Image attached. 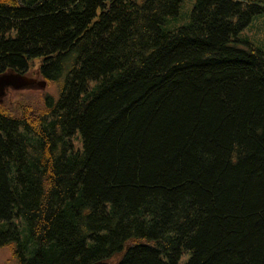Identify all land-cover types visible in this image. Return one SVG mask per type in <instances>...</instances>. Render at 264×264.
<instances>
[{"label":"trees","instance_id":"trees-1","mask_svg":"<svg viewBox=\"0 0 264 264\" xmlns=\"http://www.w3.org/2000/svg\"><path fill=\"white\" fill-rule=\"evenodd\" d=\"M0 0V246L17 264H264V0ZM31 78V77H30ZM19 97L12 100L9 96Z\"/></svg>","mask_w":264,"mask_h":264},{"label":"rangeland","instance_id":"rangeland-1","mask_svg":"<svg viewBox=\"0 0 264 264\" xmlns=\"http://www.w3.org/2000/svg\"><path fill=\"white\" fill-rule=\"evenodd\" d=\"M181 3L180 14L178 17L169 19L167 24L164 26L166 31H175L181 27L187 26L191 22V16L196 4L197 0H179ZM241 39L248 42L250 46L254 49L260 50L264 55V14L256 16L250 25L244 29L240 34ZM28 77L37 79L38 81H43L41 76L39 75L38 65L35 68H32L27 74ZM23 93L26 92H52L53 90L50 88H39L37 86H32L29 88H24L22 90ZM54 92V91H53ZM12 100L19 99L17 96H13L12 94L9 96ZM7 226L3 223L0 226V230H6ZM189 259V255L186 254L181 261V264L187 262ZM0 264H17V260L14 259L11 251L8 247L0 246Z\"/></svg>","mask_w":264,"mask_h":264},{"label":"water","instance_id":"water-1","mask_svg":"<svg viewBox=\"0 0 264 264\" xmlns=\"http://www.w3.org/2000/svg\"><path fill=\"white\" fill-rule=\"evenodd\" d=\"M47 85L46 81H38L37 79L30 78L26 75L18 73H7L0 75V98L5 97L9 88L14 90H22L32 86L39 88H45ZM93 264H111L110 262L102 261Z\"/></svg>","mask_w":264,"mask_h":264}]
</instances>
